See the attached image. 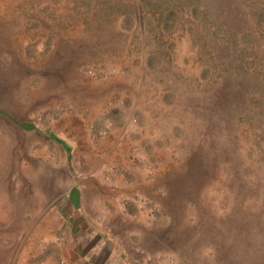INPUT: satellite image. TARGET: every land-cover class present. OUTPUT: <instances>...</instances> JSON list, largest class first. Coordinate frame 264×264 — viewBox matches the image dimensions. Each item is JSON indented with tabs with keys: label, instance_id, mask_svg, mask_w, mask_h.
<instances>
[{
	"label": "rangeland",
	"instance_id": "374dc122",
	"mask_svg": "<svg viewBox=\"0 0 264 264\" xmlns=\"http://www.w3.org/2000/svg\"><path fill=\"white\" fill-rule=\"evenodd\" d=\"M55 103L173 264H264V0H0V264L42 222L22 168L43 141L10 115Z\"/></svg>",
	"mask_w": 264,
	"mask_h": 264
},
{
	"label": "crops",
	"instance_id": "0c3cea01",
	"mask_svg": "<svg viewBox=\"0 0 264 264\" xmlns=\"http://www.w3.org/2000/svg\"><path fill=\"white\" fill-rule=\"evenodd\" d=\"M59 109L55 103L48 121L10 115L22 131L43 141V148H37L40 155L32 158L37 162L29 164L30 172L29 167L22 168L23 185L41 202L37 218L42 222L32 233L39 238L21 245L18 264H173L167 259L173 245L166 240V230L158 236L146 210L125 209L124 193L77 161L81 139L91 145L89 126L75 110ZM24 147L26 153L35 148Z\"/></svg>",
	"mask_w": 264,
	"mask_h": 264
},
{
	"label": "bare ground",
	"instance_id": "6f19581e",
	"mask_svg": "<svg viewBox=\"0 0 264 264\" xmlns=\"http://www.w3.org/2000/svg\"><path fill=\"white\" fill-rule=\"evenodd\" d=\"M192 161H194V157L192 158ZM152 238V237H151Z\"/></svg>",
	"mask_w": 264,
	"mask_h": 264
}]
</instances>
